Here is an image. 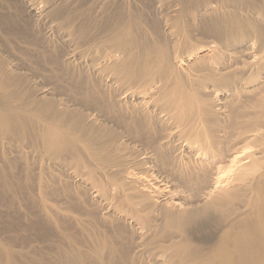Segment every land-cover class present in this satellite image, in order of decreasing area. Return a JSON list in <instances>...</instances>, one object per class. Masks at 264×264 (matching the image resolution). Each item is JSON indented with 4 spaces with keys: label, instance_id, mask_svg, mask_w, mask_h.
I'll return each instance as SVG.
<instances>
[{
    "label": "bare ground",
    "instance_id": "6f19581e",
    "mask_svg": "<svg viewBox=\"0 0 264 264\" xmlns=\"http://www.w3.org/2000/svg\"><path fill=\"white\" fill-rule=\"evenodd\" d=\"M0 163L60 264H264V0H0Z\"/></svg>",
    "mask_w": 264,
    "mask_h": 264
},
{
    "label": "rangeland",
    "instance_id": "374dc122",
    "mask_svg": "<svg viewBox=\"0 0 264 264\" xmlns=\"http://www.w3.org/2000/svg\"><path fill=\"white\" fill-rule=\"evenodd\" d=\"M2 165H3V163H0V166H2ZM33 167L34 166L31 165V169ZM34 168L32 170L30 169L31 170V173H30V175H29V177L27 179H26V177H24V175H22V180H23V182L25 184L22 182L23 184L21 183V187L22 186H25V187L30 186L31 187V185H29V184H32V187H34L36 185V183H37V179H36L37 176H35V174L37 172L34 171V174H33L32 171L34 170ZM1 169H2V167H0V184H1V178H2L1 175L3 174ZM35 170H37V169L35 168ZM19 172H21V171L20 170L16 171V174L19 175L20 174ZM30 177H32L33 179L30 178ZM28 182H29V184H28ZM17 186L18 185H16V187ZM21 187L18 186L17 188H21ZM30 187H28V188H30ZM32 187H31V189H32ZM52 199H53V196H52ZM10 203L11 202L9 201V204H8V201H6V198L3 199L2 186L0 185V243L8 244L10 247L12 246L11 248L15 252L14 256H16L15 258L21 260L20 258L23 256L22 257L23 260H21L23 262L27 261V258H29L30 260H31V258H38L42 262H44V263L46 262L47 264H54L56 262H57V264H60V262L63 263V261H57V259H55L56 255L53 253L55 251L52 252V250H54V247H56V244L58 243V241L60 240V238L56 235V230L52 229V228H55V227L50 222L47 223L48 221H46L45 219H43L42 216L39 213H37L38 210H39V207H38L37 203H35L32 200L27 201V203L26 202L23 203L25 207H22V209H24L25 212H26L27 207L29 208V210H31L30 211L31 215H30V213H28L29 216H27V217H25V215H23L22 213H19V212L16 211V210H18V209H16L19 206L18 203H16V204L15 203H11L10 204ZM33 203L35 204V206L32 205ZM12 204L14 205L13 207H12ZM10 205H11V207H10ZM6 206H9V207H6ZM3 207H5V208H3ZM33 208L34 209L38 208V209H36L37 211L35 212L33 210ZM38 214L41 217H39ZM36 222H37V225L38 226L36 224H35V226L33 225ZM47 224H50L52 226V228H51L50 225H47ZM90 228L91 227L87 228L86 229L87 231L82 233V231H80L79 229L76 230V229H74V228L71 227V229L73 231L76 230L74 233L71 230L72 233H70V234L72 235V239L74 240V242L77 240L76 241V245H77V248L79 249V251L82 249V251L84 252V250L87 249L86 247L89 246V241H88L89 238H88L87 235H91V237L93 236V238L100 237L101 235H103V233H102V232H104L103 227H101L100 230H96L97 234L100 232L98 235L94 231L95 230L94 227H93V229L91 228L92 231L90 230ZM88 229L90 230V232H88L89 231ZM91 232H92V234H91ZM76 233L78 234V237H77V235H74ZM94 234H96L97 236L94 235ZM49 235H50V237H49ZM54 236H57V237L54 238ZM73 237H75L76 240ZM46 239L47 240L48 239H53L54 243L52 242V244H49V246L48 245L46 246V244L48 243L46 241ZM41 241H43V242H41ZM36 243H37V245H36ZM42 243H44L45 245H43ZM78 244H79V247H78ZM81 245L84 246L83 247L84 249L82 248ZM50 247H52V250H51ZM89 249H90V246L88 247L87 250H85L84 253L86 254V252H88ZM90 250H89V252H90ZM44 252L45 253L47 252V253L44 254ZM34 255H37V257L34 256ZM38 255H39V257L42 256L43 258L42 257H41L42 259L39 258ZM52 255H54L55 257H52L53 258V262L51 263V261H52L51 256ZM80 255H82V252L80 253ZM24 257H26V258L24 259ZM86 257H87V255H86ZM90 257L91 258H89V256L87 257V258H89V260H88L89 263L91 262L90 264H92V263L93 264H96L95 261H94L95 259L92 260V255H90ZM29 259H28V261H29ZM43 259H44V261H43ZM45 260H47L48 262L45 261ZM92 261H94V262H92ZM64 264H65V262H64Z\"/></svg>",
    "mask_w": 264,
    "mask_h": 264
}]
</instances>
